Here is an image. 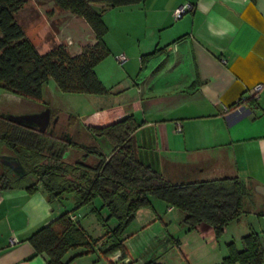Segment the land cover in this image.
Returning a JSON list of instances; mask_svg holds the SVG:
<instances>
[{
	"label": "crops",
	"instance_id": "obj_1",
	"mask_svg": "<svg viewBox=\"0 0 264 264\" xmlns=\"http://www.w3.org/2000/svg\"><path fill=\"white\" fill-rule=\"evenodd\" d=\"M188 1L194 9L176 18L174 9ZM36 7L52 32L48 41V28L42 30L52 47L64 43L76 54L97 40L83 17L60 9L54 0L38 1ZM94 7L108 25L105 41L110 49L95 70L111 100H116V106L104 104L101 110L110 109L106 110L113 114L110 120L134 114L144 121L141 129L154 139L160 166L169 175L197 179L237 175L246 184L248 199L264 208V193L257 189L264 186V0H141ZM150 52L155 53L144 60ZM120 53L127 55L124 63L116 59ZM259 83L262 87L255 94ZM2 165L7 164L0 161V171ZM73 207L49 200L41 184L34 192L24 186L1 188L0 264H49L47 255L38 253L28 238ZM92 208L83 220L77 210L74 214L98 236L105 227ZM183 219L179 208L152 200L126 229L127 255L78 247L68 251L64 260L68 264H118L123 258H128L125 263L134 260L133 264L216 263L223 249L214 240L212 227L187 229ZM246 233L235 242L239 250ZM172 236L179 239V248Z\"/></svg>",
	"mask_w": 264,
	"mask_h": 264
},
{
	"label": "trees",
	"instance_id": "obj_2",
	"mask_svg": "<svg viewBox=\"0 0 264 264\" xmlns=\"http://www.w3.org/2000/svg\"><path fill=\"white\" fill-rule=\"evenodd\" d=\"M139 1L54 0L60 9L83 17L96 33L93 44L71 54L64 43L40 52L16 16L26 0H0V86L39 102L44 101L43 83L50 76L64 91L110 93L95 70L110 54V49L105 41L108 25L94 5L119 6ZM154 53L144 54V60ZM143 124L134 114H128L103 125L85 126L86 139H81L77 134L81 133L80 128L74 135L70 132L79 125L77 114H68L66 128L61 133L48 128L40 131L37 126L15 122L0 114L1 151L17 155L26 170L18 175L10 166L2 165L0 189L24 186L34 192L41 184L52 201L61 200L66 192L75 193L76 205L72 209L60 213L28 238L38 253L47 255L49 264H68L64 256L78 247L86 248V252L99 247L104 255L120 250L122 256L127 255L126 229L139 209L152 205V197L181 209L187 229L207 224L217 239L230 220L242 216L249 192L239 176L197 179L169 175L160 166L154 139L141 129ZM97 135L112 144L109 152L94 141ZM73 147L83 151L82 157L67 161L65 156ZM89 157L92 161H88ZM29 173L35 180L22 183ZM96 198L101 200V205H93L92 210L105 227L98 236L92 235L78 219L71 218L77 208L93 204ZM103 208L108 211L106 215ZM112 220L116 221L115 225L111 224ZM171 239L179 248V239L173 236ZM243 243L241 250L234 242L228 243L226 264H264L260 233L250 230L243 236ZM121 262L133 264L134 260ZM146 264L163 263L151 260Z\"/></svg>",
	"mask_w": 264,
	"mask_h": 264
},
{
	"label": "rangeland",
	"instance_id": "obj_3",
	"mask_svg": "<svg viewBox=\"0 0 264 264\" xmlns=\"http://www.w3.org/2000/svg\"><path fill=\"white\" fill-rule=\"evenodd\" d=\"M40 1H49V0H26L27 4L17 12L16 16L26 34L32 39L35 43L36 48L40 52H44L52 47L49 44L43 34L42 30H47V40L51 39V30L49 29L47 23L43 22V16L39 13L36 7V3ZM25 2V3H26ZM48 18V17H47ZM52 26H54L52 24ZM56 45V44H55ZM111 93V92H110ZM109 93L106 94H93V93H82V92H68L62 90L56 80L53 77H49L43 83V102L35 101L30 98L20 96L16 93L10 92L0 86V114L6 113V110H10L14 113L20 112H37L44 109L47 106H50L52 113L56 115L57 122L60 123L56 130L61 133L64 129L63 126L67 124L68 114L73 113L78 115L79 128L81 130V135L86 134L85 126L91 124L94 125H103L109 123L112 120L111 113L106 110L112 105L116 106V100H111L112 97H109ZM108 96L109 98H107ZM38 102V103H36ZM104 104L110 105L109 108H106L105 111L101 110V106ZM40 109V110H38ZM110 114V116H107ZM62 128V129H61ZM70 132H74L73 129H70ZM94 141H96L102 150L109 152L112 148V144L101 136H94ZM2 142L0 141V151L2 149ZM83 151L80 148H71L66 154L67 161H74L79 157H82ZM88 161H92V157H89ZM35 180V176L32 173L27 174L23 179L22 183H31ZM73 198H75V193L70 191L64 194V197L61 200H58V203L69 204V206H74ZM152 200H160L157 197H152ZM100 206L101 200L96 198L93 204L83 205L77 208L78 213L81 216V219H85L91 211V206ZM181 210V209H179ZM104 213H108L106 208L102 210ZM183 212V211H182ZM114 221V220H112ZM251 229H255L261 232L262 241L264 244V208H261L257 203H252L248 197L244 200L243 205V214L242 219L238 221L237 218L230 220L227 224L226 230L221 234L217 239L215 233L213 232L214 240L220 245V248L223 249L222 254L219 260L214 264H226L224 258L228 254V243L236 242L240 240L242 235L246 232H249ZM218 245V246H219Z\"/></svg>",
	"mask_w": 264,
	"mask_h": 264
},
{
	"label": "water",
	"instance_id": "obj_4",
	"mask_svg": "<svg viewBox=\"0 0 264 264\" xmlns=\"http://www.w3.org/2000/svg\"><path fill=\"white\" fill-rule=\"evenodd\" d=\"M51 113V107L47 106L37 112L7 113L2 115L12 121L34 125L37 126L40 131H45L48 128ZM54 120L56 121L57 117H55ZM50 131H53L52 127L50 128ZM0 161L13 168L18 175H23L26 172L23 164L21 163L17 155L8 152H2L0 153ZM257 189L264 193L263 185L258 186ZM119 264L123 263L120 262Z\"/></svg>",
	"mask_w": 264,
	"mask_h": 264
},
{
	"label": "built area",
	"instance_id": "obj_5",
	"mask_svg": "<svg viewBox=\"0 0 264 264\" xmlns=\"http://www.w3.org/2000/svg\"><path fill=\"white\" fill-rule=\"evenodd\" d=\"M194 3L188 1V2H185L179 6H177L175 9H174V16L176 18L182 16L185 12L189 11V10H193L194 9ZM116 59L119 63H124L126 60H127V55L125 53H120L116 56ZM225 61V59H224ZM262 87V84L259 83L257 84L255 87H254V90H255V94H257V92L260 90V88ZM176 130L180 131L182 130V126H181V123H177L176 124ZM71 218L72 219H77V215L72 213L71 214ZM128 261V258H123V262H127Z\"/></svg>",
	"mask_w": 264,
	"mask_h": 264
},
{
	"label": "flooded vegetation",
	"instance_id": "obj_6",
	"mask_svg": "<svg viewBox=\"0 0 264 264\" xmlns=\"http://www.w3.org/2000/svg\"><path fill=\"white\" fill-rule=\"evenodd\" d=\"M56 115H57V114H56ZM56 115H54V113L51 114L50 122H49V124H48V129H50V128L52 127L53 130H54V129L56 130V127L58 128V126L60 125V123L57 122V120H56V121L54 120ZM63 128H66V125L63 126ZM61 129H62V128H61ZM62 131H64V129H63ZM66 134H67V133H66ZM68 139H70V138L68 137Z\"/></svg>",
	"mask_w": 264,
	"mask_h": 264
}]
</instances>
